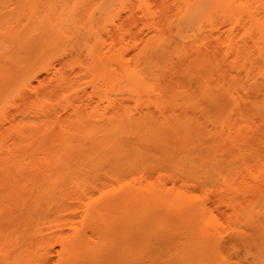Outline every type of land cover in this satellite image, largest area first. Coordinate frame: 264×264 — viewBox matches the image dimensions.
Wrapping results in <instances>:
<instances>
[{
    "label": "bare ground",
    "instance_id": "6f19581e",
    "mask_svg": "<svg viewBox=\"0 0 264 264\" xmlns=\"http://www.w3.org/2000/svg\"><path fill=\"white\" fill-rule=\"evenodd\" d=\"M0 26V264H139L149 246L162 264H213L243 238L214 209L264 222V174L236 187L242 171L201 182L113 165L138 144L127 136L189 156L259 140L264 0H0Z\"/></svg>",
    "mask_w": 264,
    "mask_h": 264
},
{
    "label": "rangeland",
    "instance_id": "374dc122",
    "mask_svg": "<svg viewBox=\"0 0 264 264\" xmlns=\"http://www.w3.org/2000/svg\"><path fill=\"white\" fill-rule=\"evenodd\" d=\"M151 4H159L162 0H149ZM139 13V11H137ZM140 14V13H139ZM138 14V15H139ZM140 18V17H139ZM138 25V23H137ZM3 27L0 26V33L2 32ZM139 29L137 30L143 33L145 28L142 26L141 21L139 23ZM146 34V33H145ZM83 74V73H81ZM80 74V75H81ZM82 76V75H81ZM192 83V82H191ZM190 89L198 95V87L195 83L190 85ZM87 91L89 95L84 98L87 99V102L90 104L91 109H88V112L92 113L93 115H98L101 112V103L98 102V93L91 92V89L87 87ZM199 100L202 102L201 97L199 96ZM256 102V111L252 113L251 117L256 115L253 120L250 119L249 126H253L252 123L255 125L258 124L261 126L259 127V133L253 130L254 133H258L255 137V143L252 147L247 146L241 148L236 147H224L222 146H210L205 143L203 146H197L195 149L196 152L193 156H189L186 150L178 148V150L172 151V148L166 147L160 143H154L149 140V138L139 141L136 137L127 136L128 139H132L133 142L138 143L137 145H127L123 147V153L120 157L113 163L115 165V171L117 175H127L130 173V170L139 171L141 169L145 170L146 173H180V172H190L199 174L202 173L203 177H200V181H214L219 179V177H224L228 180L233 179L235 173H239L242 171L241 175L231 180L234 183V186L237 187L239 184H244L250 182L248 172H252L254 176H258V173L263 171L264 172V112H263V103L264 98H260ZM252 117V118H253ZM260 121H257V119ZM256 121V122H255ZM263 121V122H261ZM252 122V123H251ZM31 120H27L23 122L24 125L23 130L26 131L27 127L32 124ZM258 126V125H256ZM263 128V129H262ZM258 130V129H257ZM261 130L263 131L261 133ZM255 134V135H256ZM254 137V136H253ZM263 142V143H262ZM258 144V145H257ZM210 154L213 157H206ZM192 157V158H191ZM111 173H100V176L106 178ZM201 174V175H202ZM237 175V174H235ZM109 179V178H107ZM110 180V179H109ZM154 181H157L155 177H153ZM165 180V179H162ZM109 184H113V181H108ZM212 183V182H211ZM251 183V182H250ZM252 184V183H251ZM113 186V185H112ZM97 194H95L96 196ZM229 191L223 192L220 196L227 199L230 197ZM71 202V201H69ZM241 202V203H240ZM246 201L240 200L235 202L237 206L236 210L242 208ZM75 204V203H73ZM213 216L215 217L216 221L225 227H231L235 230L241 231L243 233V238H238L232 242L235 245L237 252L236 254H230V258H233L238 264H256L258 260L264 258V222L260 224L257 223L256 227H250V225L246 226L244 222L237 223L233 214L230 210H213ZM154 228V227H153ZM150 228V234L153 233L155 230ZM190 231V230H189ZM163 230H160L159 233H163ZM253 239L254 245L249 247V251L247 252V247L245 241ZM58 248V247H56ZM151 246L148 247V250H144L142 256L139 255L135 258L138 260L139 264H162L163 260L161 256H155L153 251H151ZM237 255V256H236ZM51 258L55 259L56 255L53 253ZM106 260L107 259H103ZM110 260V259H109ZM111 260L113 264H117V259L111 256ZM100 261V260H99ZM99 263V262H98ZM101 263V262H100ZM88 264V263H86ZM97 264V263H95Z\"/></svg>",
    "mask_w": 264,
    "mask_h": 264
},
{
    "label": "snow or ice",
    "instance_id": "6c2138e0",
    "mask_svg": "<svg viewBox=\"0 0 264 264\" xmlns=\"http://www.w3.org/2000/svg\"><path fill=\"white\" fill-rule=\"evenodd\" d=\"M213 264H233L232 260L228 257H221V259L213 262Z\"/></svg>",
    "mask_w": 264,
    "mask_h": 264
}]
</instances>
